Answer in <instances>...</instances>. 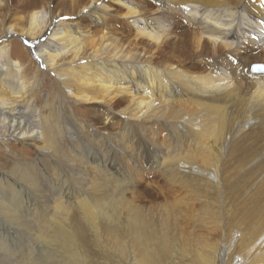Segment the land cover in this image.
I'll use <instances>...</instances> for the list:
<instances>
[{
  "label": "bare ground",
  "instance_id": "6f19581e",
  "mask_svg": "<svg viewBox=\"0 0 264 264\" xmlns=\"http://www.w3.org/2000/svg\"><path fill=\"white\" fill-rule=\"evenodd\" d=\"M156 1L160 6L149 20L133 0H88L78 12L99 17L113 6L124 7L128 24L158 42L170 30L153 15L162 16L167 3H180L185 26L194 25L203 44L199 58L190 59L199 73H190L188 61L186 70L143 62L105 37L94 44L76 21H57L41 9L4 25L6 17L0 19V151L16 140L55 157L43 169L40 160L18 159L16 169L10 152H0V167H6L0 171V264H99L89 249H100L103 236L113 250L100 249L101 264H187L189 255L195 264H264V73L231 62L242 54L264 58V0ZM7 4L0 0V12ZM17 38L26 46L20 45L24 58L30 50L41 66L55 70L59 97L104 105L109 110L104 124L116 114L124 118L113 138L99 137L96 129L94 145L66 122L62 137L71 145L66 148L54 115L26 99L31 65L24 67L15 54ZM91 44L90 58L83 57ZM68 54L70 60L58 61ZM68 84L74 88L64 91ZM124 94V107L113 108L111 100ZM211 101L223 106L232 101L233 109L240 105L243 118L210 111ZM160 126L167 144L147 135ZM246 129L251 132L240 133ZM226 162L231 167L225 168ZM90 163L102 184L89 175ZM150 165L168 186L165 204L153 218L125 196L128 183ZM100 187L112 191L98 196ZM175 188L183 189L184 197Z\"/></svg>",
  "mask_w": 264,
  "mask_h": 264
},
{
  "label": "rangeland",
  "instance_id": "374dc122",
  "mask_svg": "<svg viewBox=\"0 0 264 264\" xmlns=\"http://www.w3.org/2000/svg\"><path fill=\"white\" fill-rule=\"evenodd\" d=\"M48 1L50 4H48ZM103 3H107V0H100ZM134 5H132L141 15V17L145 18L146 20H149L151 18V11H154L155 9H158L157 7L160 6V3L156 0H133ZM182 3L186 2H194V0H178ZM203 1H210V0H203ZM88 0H9L8 8H5L3 11L0 12V19H3L4 17V23L3 25L8 21V23H11L15 21L17 17L23 16L26 13H29L33 9H41L44 12L47 11L48 16L50 14L52 17L56 16V20H72L76 21L77 24H79L81 29H85L87 36L86 38L91 41H97L100 38H108L112 39L117 45L116 47L121 48L124 50L125 53H134L139 54L141 58H143V62H146L149 60L153 61L154 63L162 66L166 64H174L179 70H186V66L188 64H185L186 61H188L190 65V73H199L196 68H194V63L190 62V59L192 58H199V54L202 52V43H198L197 40V29L195 26H185L186 22V14L180 10L181 4L178 2H170V4L167 3V7L161 6L160 11L161 15L155 13L152 18L159 17L161 18L163 23L169 27L170 34L167 37L166 35H163L162 39L158 42H153L151 39H149L146 36L140 35L135 31L134 26H132L130 23L128 24V21L126 18L122 17V14L125 12L124 7L119 6H113L112 9L108 10L107 13L101 14V16H89L84 15L82 11L78 10L83 4H86ZM159 3V4H158ZM110 4V3H109ZM49 5V7H48ZM162 5V3H161ZM111 7V6H110ZM167 9V10H166ZM166 10V11H165ZM162 11H165V15L162 14ZM154 13V12H153ZM103 16V18H101ZM97 17V18H96ZM19 19V18H17ZM49 23V20L46 19L45 23L46 26ZM51 24H49L48 27H50ZM2 29V33L4 32L3 26L0 27ZM40 30H38L36 35H41ZM14 40V46H15V54L19 55V57L24 61V67L29 66V69L26 70V78H25V91L27 95V101H30L31 104H35V108L39 110H44L47 114L51 113L54 115V118L56 120L55 126L57 131V135L61 137V141H63V144L66 145V148L68 146L71 147L70 143L67 142V139L62 137V132L64 130V125L69 123L73 127L78 126L79 132L85 133V138L88 140L91 138L89 142L95 143L96 139L98 138V135H95L96 129L99 132V137H102V133H104V136L108 139H111L114 137V133L116 131H119V125L117 127V122L119 119H124L118 114L114 115V120H111L110 122L104 124L106 121L105 119H108L109 110L102 104H83L82 102H77L75 98L69 97L67 99H63V97H59L57 95L58 92L63 93L62 87L58 85V81L56 80V73L55 70H47L44 66H41L40 63L34 58L31 51L28 50L26 53L28 55V60L24 58V53L21 51L20 45H23L22 49H25L26 46H24V42L17 38ZM98 42H95L96 44ZM92 50V44L87 46L83 53L81 54L83 57L90 58V51ZM245 54H242V59L240 61L237 60H231V62L234 65H238L239 67H242L243 71H249L251 73H264V58L263 57H249L246 58L244 56ZM72 54L68 55H62L60 58H58L59 62L68 61L72 58ZM248 59H253L251 62H247ZM198 67L200 70H203L205 65L198 64ZM263 67V69L261 68ZM41 73H39L40 71ZM250 74V73H249ZM251 75V74H250ZM243 77H245L244 74H242ZM249 76V75H248ZM250 77V76H249ZM64 91L68 88L67 87H73L74 85L68 84L63 85ZM57 92V93H56ZM68 94V92H65ZM139 93V92H137ZM68 96H70L68 94ZM58 98V99H57ZM62 98V99H61ZM127 99L126 94L121 95L119 99H112L111 101H114L110 103L113 108H123L124 107V101ZM58 100V101H57ZM61 100V102H60ZM63 100V101H62ZM123 101V102H122ZM58 102V103H57ZM61 107H60V106ZM106 105V104H105ZM209 110L215 111L217 114L225 111L232 112L234 117H239V120L243 118L242 115V109H240V105H238L235 109H233L232 101L229 105L224 106L219 104L216 101L210 102ZM65 106V107H64ZM64 107V108H63ZM223 107L227 109H223ZM198 108V107H197ZM200 108V107H199ZM65 112V113H64ZM191 112V111H190ZM189 112V114H190ZM200 113L201 110H192L191 113ZM63 113V114H62ZM233 117V116H232ZM108 121V120H107ZM112 122V123H111ZM93 128V131L91 132V129ZM150 130H152L151 133H148ZM147 130V135L150 139L156 140L160 143L167 144L166 143V137H168L167 134H165V128L164 126H160V128L150 129ZM251 132V129H246L244 132H240L243 134H247ZM64 133V132H63ZM92 134V135H91ZM98 134V133H97ZM102 135V136H101ZM103 136V137H104ZM95 137V138H93ZM60 140V138H58ZM163 141V142H162ZM258 146L261 142L260 139L256 140ZM60 145L62 143H59ZM63 145V146H64ZM95 145V144H94ZM137 146L136 139L134 140V147ZM35 149V150H34ZM2 151H6V153L9 154L12 158L13 164L15 163L16 169L18 164L16 163V160L20 159L22 161H36L40 160L38 163L46 166L48 163L54 162V156L51 158V160L48 157H43L40 150L35 148L34 145L28 144V142H17L16 140H11V143H9L7 146L3 147ZM58 153V152H56ZM72 154L75 152L72 151ZM23 154V155H22ZM88 154H85V157ZM0 161L3 162V160L0 157ZM11 162V163H12ZM48 162V163H47ZM208 162H210L208 160ZM114 165H116V162H113ZM87 165V164H86ZM2 166V165H1ZM88 166V165H87ZM152 165H150L151 167ZM225 168H229L230 162H226L223 164ZM5 168L0 167V171H3ZM145 171L141 172V174L137 175V180L140 181L138 185H136L137 180H135L134 183L131 180V182L128 183L129 187L125 190L126 198L129 202L133 203L134 206H137L139 210L146 211L148 218L155 217L156 210L163 206L165 203L164 201L167 198L166 190L168 189L167 184L164 182L162 175L155 171L154 167L145 168ZM89 175L91 178L96 181V183H101V181H98V174L96 173V170L94 169L93 164H89L88 166ZM106 176V175H104ZM243 182H246L245 180H242ZM132 183V184H130ZM87 185V184H86ZM133 185V186H131ZM174 189V193L179 194V197H184V190L181 188ZM112 190H106L105 187H100L96 192L97 195H104ZM164 193V194H163ZM169 198V197H168ZM178 198V197H177ZM108 205V204H107ZM106 206V205H105ZM40 208V207H39ZM75 209V207H72ZM150 210V211H148ZM152 210V211H151ZM200 214V213H199ZM201 215V214H200ZM162 218H167L166 216H162ZM171 218V217H168ZM176 218V217H175ZM183 225V224H182ZM104 243L102 244V247L100 249L107 250V247L113 250L111 241L108 240L106 236H103ZM183 248H190L188 245L184 246ZM100 249L97 246H91L89 249V252L93 253V257L95 255V260L97 263L101 264L103 263V259L100 254ZM83 255L88 258L89 252L85 249L81 248ZM101 250V251H102ZM98 255V256H97ZM190 259L187 264H195L192 260L190 255L188 256Z\"/></svg>",
  "mask_w": 264,
  "mask_h": 264
}]
</instances>
